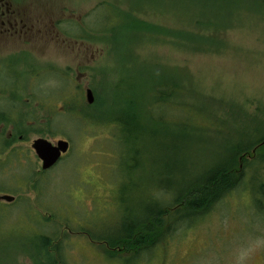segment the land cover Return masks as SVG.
I'll return each instance as SVG.
<instances>
[{"label": "rangeland", "instance_id": "374dc122", "mask_svg": "<svg viewBox=\"0 0 264 264\" xmlns=\"http://www.w3.org/2000/svg\"><path fill=\"white\" fill-rule=\"evenodd\" d=\"M39 3L56 10V40L46 37L43 46L22 51L20 80L0 65V137L12 136L22 119L29 130L26 139L0 153V194L16 197L0 204V264H246L255 256L259 264L264 146L244 165L239 186L209 210L190 219L184 211L164 218L163 230L172 233L156 246L137 255L110 246L103 236L131 231L155 198L168 206L172 187L158 191V183L183 187L215 163L225 141L264 138V0H209L219 14L230 19L235 13L231 27L227 22L211 31L195 29L209 44L194 38L181 42V31H175L178 37L144 31L124 48L122 59L111 45L88 39L95 20L104 24L107 9L100 5L114 4L163 27L193 30L192 24L161 0ZM181 9L187 12L185 4ZM13 56L15 51L0 47V62ZM170 76L179 90L163 98L159 77ZM88 88L94 105L86 99ZM125 97L134 101L145 128L140 119L127 130L116 120L107 122L114 116L89 115L124 104ZM5 113L11 121L4 120ZM183 120L194 123L188 132L197 140L173 143L167 129L156 124L176 134ZM40 137L71 143L68 154L45 173L32 147ZM42 233L51 244L34 257Z\"/></svg>", "mask_w": 264, "mask_h": 264}, {"label": "trees", "instance_id": "16d2710c", "mask_svg": "<svg viewBox=\"0 0 264 264\" xmlns=\"http://www.w3.org/2000/svg\"><path fill=\"white\" fill-rule=\"evenodd\" d=\"M147 1H150L153 4L154 2H158V0ZM161 1H164V3L167 2L168 5L173 9H180L181 13L178 14H180L181 16L179 17H182L184 20V17H186V23H190V25L192 24L193 30H189V28L177 29L167 25H165L166 27H163L160 24H155L147 20L140 19L139 16H137L130 10L126 11L119 6L111 3H106L99 6L105 7L107 9L104 15V24L102 26H99L97 24V21L95 20L90 26L92 29L91 34H88V39L91 41L101 40L107 45H111L110 47L112 48V50H115L117 57L119 59H122V52L124 48L127 47L128 43H131L133 39H136L137 36L142 35L144 31L151 33L158 32L162 34H172L175 37H178L179 34L177 32L181 31L184 36V40L181 42H184L185 40L189 41L190 38L208 41L209 38L201 36V34H197L195 29L197 30L203 28L206 31H211L210 27L212 25L215 26V24H222L224 26L227 22L229 23L228 26L231 27L233 25L232 22L235 19V13L229 14L233 15L230 19L227 17L228 15L226 14V12L223 14H219L221 10L209 4V0ZM183 3L185 4L187 12L181 9V7H183L184 5ZM195 9L196 13H194ZM85 37L86 35L84 36L82 34L80 38L85 39ZM206 43L209 44V41ZM159 78H162V80L158 83L159 91L161 92L163 98L165 96H167V98L172 97L175 96L176 93H178L177 91L179 90L180 85L177 84L175 78H172L171 76ZM119 94L120 93H117L118 97ZM118 100L119 99L117 98V101ZM133 103L134 101L131 98L125 97L124 104L117 103L118 105L116 104L117 106L115 108H113L112 106L108 107V109L101 108L99 112L92 111L89 113V115L100 114V117H103L104 115L109 117L117 116L118 118L111 117V119H108L107 122L116 120L117 122H119L122 129L133 130V128L136 127V120L139 123L141 121L140 125L145 128V124L141 115L135 114L136 112L132 108ZM74 107L75 106H73V109ZM87 107L92 106L88 105ZM10 117L11 115L9 113H5L4 120L11 121ZM102 121L105 120L97 119L96 122L102 123ZM156 124H158L159 128L162 127L164 129H167L164 133L168 131L169 135L172 136L171 141L173 143L176 141L187 143L189 142V140H197L194 136L191 137L190 133L188 132L195 128L193 122L189 123L183 120L177 125L180 130L176 134H171L168 128L164 124H162V122L157 121ZM14 129L15 131L13 132L12 136L7 135L0 137V153L6 151L11 146L14 140L18 138L26 139L29 130L25 126V122L23 121V119L22 121H16ZM235 139H232L234 140L232 141V143H230L229 140H227V142L225 141V143L223 144L224 150L215 158V163L209 165L210 167H212H208L207 171H203L194 179L185 182L183 187L178 184H173L172 182L170 184L164 182L162 184L158 183V191L161 189H169L170 187H172L169 191V195L171 194V201H167L170 204L168 203L169 205L165 207L163 205L165 201L163 199H160L161 197L153 199V205L151 206V208L146 209L143 216L137 218L136 224L131 226V231H129L130 228H127L124 233H118L115 237L103 236L104 238H108L109 242L107 243L110 246H122L120 247L122 248V250L131 252L134 251L138 255L141 253V251L148 250V248L156 246L159 241L166 238L167 234L172 233L168 230L167 232L163 230V220L171 213L184 211V219H190L192 216H195V214L198 215V213L202 214L203 212H206V210H209L210 207L215 204V202L219 201L227 193L236 189L239 186L241 180H243L241 171L244 168V165L250 162L249 158L254 156L260 147L264 146V138L256 141H249V137L246 138L244 136H241L240 138ZM175 145H177V143ZM184 145L185 144H182V146ZM11 152L15 154V150ZM140 152V149L135 151L137 155H140ZM42 172L45 173L46 171ZM259 189L260 194L264 195V186H260ZM158 200H160L161 203L154 202ZM40 236L41 244L37 249H34L35 255L34 253H32V256L34 257L38 256L36 254L39 253L40 248L48 249L49 244H51L49 242V240L51 239L49 235H45L42 233ZM57 255L58 257H62L63 251L62 253L58 252Z\"/></svg>", "mask_w": 264, "mask_h": 264}, {"label": "flooded vegetation", "instance_id": "af4514ba", "mask_svg": "<svg viewBox=\"0 0 264 264\" xmlns=\"http://www.w3.org/2000/svg\"><path fill=\"white\" fill-rule=\"evenodd\" d=\"M58 22L56 10L42 7L39 0H0V47L16 54L14 58L1 60L0 65L5 66L11 79L20 80V74L24 73L22 51L27 47L43 46L40 43L46 37L56 40ZM257 259L252 257L246 264H256ZM259 264H264V257H260Z\"/></svg>", "mask_w": 264, "mask_h": 264}, {"label": "water", "instance_id": "95a60500", "mask_svg": "<svg viewBox=\"0 0 264 264\" xmlns=\"http://www.w3.org/2000/svg\"><path fill=\"white\" fill-rule=\"evenodd\" d=\"M86 97L89 104H92L95 101V95L91 88L86 90ZM32 147L38 157L42 160L43 169H49L60 160L64 153L68 152L70 142L64 139L53 142L47 138L40 137L33 141ZM14 199V196L7 194L0 196V200L13 201Z\"/></svg>", "mask_w": 264, "mask_h": 264}]
</instances>
